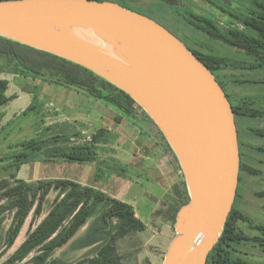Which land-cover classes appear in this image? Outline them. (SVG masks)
Masks as SVG:
<instances>
[{
    "label": "water",
    "instance_id": "water-1",
    "mask_svg": "<svg viewBox=\"0 0 264 264\" xmlns=\"http://www.w3.org/2000/svg\"><path fill=\"white\" fill-rule=\"evenodd\" d=\"M0 35L87 67L153 118L191 197L163 264H207L241 171L234 106L211 68L157 20L111 0H0Z\"/></svg>",
    "mask_w": 264,
    "mask_h": 264
},
{
    "label": "trees",
    "instance_id": "trees-1",
    "mask_svg": "<svg viewBox=\"0 0 264 264\" xmlns=\"http://www.w3.org/2000/svg\"><path fill=\"white\" fill-rule=\"evenodd\" d=\"M111 1L118 2L150 16L167 27L185 42L211 68L216 76L220 70L227 71L233 68L255 69L264 66V0H254L255 7L252 10V14L245 16L243 20L247 25V30L220 28L213 20L195 12H190V17H188V22L190 23V26H187L189 27L188 31L193 33L195 29L201 28V30L217 37L224 44L239 49V55L243 56L246 53L256 59V63L248 66H245L247 62H241L242 59L234 63L233 60L236 58L233 57L236 56L228 51L220 53L216 48L212 49L210 46H202L207 48L205 52L200 49L201 46H197L198 43L196 41L198 40L194 39L195 43L186 41L178 32V29L181 30V27L186 24L178 14V9L175 6L177 2L172 3L168 2V0ZM150 1H160L168 6L166 9L163 8V17L139 7L142 6L143 2L148 3ZM238 63L245 65L241 66ZM0 73L19 76L28 81H37L39 83L38 90L51 86L55 90H58L59 87H66L85 92L89 96L104 100L126 115L133 116V118L137 117L136 111L138 113L140 111L146 113L130 94L87 67L4 35H0ZM217 79L226 90L224 82L218 76ZM9 83L10 81L7 78H0V123L5 115L1 108L13 99V96L7 94ZM227 95L231 100L228 92ZM243 100L238 106H234L236 122L238 116L253 117L264 115L261 111L249 108L246 102L249 100L248 98ZM34 107L35 101L22 112V115L28 114ZM147 117L153 120L151 116ZM48 129L50 130V128ZM107 131L106 129L96 131L90 143L63 147L51 146V142L67 144L69 138L67 136L63 138L64 135L60 133L50 134L47 137L34 136L15 143L12 151L1 156L0 172H3L4 178H0V216L6 211H14L13 222L6 239L8 248L14 245L31 212L35 216H40L48 194L51 191L57 192L48 215L29 231L25 241L2 264H15L18 261H23L31 253H34L29 259L31 264H63L57 257L52 258L50 261H48V258L76 234L79 228L87 221L93 207L99 202H106L109 205L106 214L117 217L120 224L112 241L103 245L96 256L79 260L74 264H121L118 256L116 257L115 238L146 229V224L139 219L132 205L116 199L100 189L92 186H83L68 179L29 183L18 178V171L24 163L36 161L43 154L46 158L60 155L67 160L80 162L93 160V143L105 141L107 139L105 137ZM250 133L264 136V129L250 128ZM239 141L241 168H243L247 165L245 160L248 154L244 152L246 144H243V140L240 139V133ZM186 186V180L182 177V180L175 184L172 189L174 198L172 199L171 209L165 212L163 210L164 207H161L156 211L157 214L161 215L165 213L174 228L180 208L191 200ZM260 195L264 197V191L260 192ZM166 203L167 199L164 200L163 205H166ZM248 219L249 217L236 208L234 203L223 231L208 256L207 264H264V259H248L236 247L237 244L239 245L249 238L239 226L241 220ZM1 220L2 218L0 217ZM260 228L264 233V226H260ZM256 240L261 246H264V238Z\"/></svg>",
    "mask_w": 264,
    "mask_h": 264
},
{
    "label": "rangeland",
    "instance_id": "rangeland-1",
    "mask_svg": "<svg viewBox=\"0 0 264 264\" xmlns=\"http://www.w3.org/2000/svg\"><path fill=\"white\" fill-rule=\"evenodd\" d=\"M213 3L214 5L204 0H178L175 6L178 9L180 18L186 24L181 27V30L178 29V32L186 41L194 42V39L198 40L196 41L198 43L197 46H201L200 49L205 52L207 48L202 46H210L212 49H218L220 53L228 51L236 56L233 57L236 58L235 60L232 59L234 63L241 59V62H247L246 65L243 64L245 66L256 63V59L253 57L248 56L246 53L243 56L239 55V49L224 44L217 37L207 31L201 30V28L195 29L193 33L188 31L189 27L187 26H190L188 22L190 12H195L213 20L220 28L229 30L236 28L241 30L248 29L243 20L245 16L252 14V10L255 7L254 0H230V2L214 0ZM139 7H143L157 16L163 17V8L166 9L168 6L160 1H150L148 3L143 2L142 6ZM103 47L110 50L108 44ZM240 64L243 66L242 63ZM240 64L238 63V65ZM217 76L224 82L233 106H238L242 102L241 100L248 98L249 100L246 102L249 108H254L264 113V66L255 69L233 68L227 71L220 70ZM0 78H7L10 81V89L7 90L8 95L12 96L15 93H20V87L39 93L38 99L37 96L35 97L34 109L26 115H22V112L33 102V97L25 93L20 94L19 98H15L1 108L6 113V116L0 123V158L9 151H12L15 143L34 136L47 137L50 134L55 135L60 133L64 135L63 138L67 136L69 144L72 143V145H76L73 142H80V145L91 142L95 132L93 133L92 130H88L83 123L79 124L71 118L68 119L69 114L66 107L53 104L51 97L57 90L51 86L38 90L39 83L37 81L27 83V79L15 75L0 73ZM45 93L47 94L45 95ZM243 102L245 101L243 100ZM106 104L108 105V103ZM137 116L141 119V122H144V119L146 121L149 119L147 117L149 114L142 111ZM237 122L240 139L243 140V144H246L244 152L248 154V157L245 160L247 165L241 168L240 171L241 178L235 207L249 217L248 220H241L239 222L240 228L243 229L249 238L241 242V244H237L236 247L248 259L263 260L264 246H261L256 239L264 238L263 230L260 228V226H264V197L260 195V192L264 191V136L250 133V128L264 129V115L253 117L238 116ZM157 128L160 129L158 125ZM157 128H155V131H157ZM105 137L107 139L104 142L117 141L108 131ZM109 155L110 153H108V160H106V164L103 163L102 169L104 166L115 167ZM0 178H4L2 171L0 172ZM186 189L190 194L188 185ZM173 196L172 191L166 196V205L161 204L165 212L171 209ZM108 209L109 205L106 202H99L93 207L87 221L65 245L57 250L56 256L60 262L63 264H74L79 260L96 256L103 245L112 241L120 221L115 216H108L106 214ZM162 215L165 216V213ZM0 217L2 218L0 221V264H2L20 246L13 245L9 248L7 247L6 239L9 229L5 239L2 235L8 224H12L14 211H6ZM40 217L35 216L33 213L26 228L28 230L32 229L39 222ZM6 219H8V222ZM146 219H148L146 221L149 224L152 217L148 216ZM5 220L6 222L3 223ZM172 234L174 237L177 234L174 227L172 228ZM168 241L167 237L163 238L162 235L153 233L152 229L148 227L143 231L132 232L126 236L115 238L114 244L117 247L116 257L118 256L121 264H162V262L164 263L166 254L163 255L164 252L160 248L163 246L164 249ZM33 254L31 253L23 261H18L15 264H31L29 259Z\"/></svg>",
    "mask_w": 264,
    "mask_h": 264
},
{
    "label": "crops",
    "instance_id": "crops-1",
    "mask_svg": "<svg viewBox=\"0 0 264 264\" xmlns=\"http://www.w3.org/2000/svg\"><path fill=\"white\" fill-rule=\"evenodd\" d=\"M34 82L27 80V83ZM35 85L37 84L35 83ZM8 89H10V83ZM27 89L20 87V93L13 94L11 101L19 98L23 93L31 95L33 101L36 96L38 99L39 93ZM51 98L56 106L66 107L69 114L68 119L71 118L79 124L83 123L93 133L100 129H106L117 141L94 142V159L86 162L67 160L60 155L46 158L43 154L36 161L24 163L18 171V178L29 183L68 179L83 186L100 189L110 196L132 205L139 219L146 224V228L150 227L153 233L168 238L169 241L165 248L159 247L165 255L174 238L173 225L166 214L163 216L157 214L156 211L161 208V204L171 193L174 185L185 176L179 159L170 143L165 139L163 132L151 119H148V122L145 119L144 122H141L138 116L136 118L128 116L117 108L107 105V102L76 89L59 87ZM135 113L138 114V111ZM5 116L6 113L4 118ZM79 143L73 142L76 145ZM66 145L72 146V143L58 142L55 144V142H51L52 147ZM108 153H110V160L115 164V167L104 166L102 169L103 163L106 164V160H108ZM56 194V191H51L48 194L39 222L50 212ZM32 216L33 213L28 216L14 243L17 247L25 241L31 230H28L26 226ZM148 216H151L153 220L149 224L146 221ZM6 220L8 222V219ZM10 225L11 223L2 234L4 239Z\"/></svg>",
    "mask_w": 264,
    "mask_h": 264
},
{
    "label": "flooded vegetation",
    "instance_id": "flooded-vegetation-1",
    "mask_svg": "<svg viewBox=\"0 0 264 264\" xmlns=\"http://www.w3.org/2000/svg\"><path fill=\"white\" fill-rule=\"evenodd\" d=\"M204 1L208 2L209 4H213L214 5V3H213L214 0H204ZM224 1L230 2V0H224ZM168 2L176 3V2H178V0H168Z\"/></svg>",
    "mask_w": 264,
    "mask_h": 264
},
{
    "label": "bare ground",
    "instance_id": "bare-ground-1",
    "mask_svg": "<svg viewBox=\"0 0 264 264\" xmlns=\"http://www.w3.org/2000/svg\"><path fill=\"white\" fill-rule=\"evenodd\" d=\"M102 44H104V43H102ZM2 49V48H1Z\"/></svg>",
    "mask_w": 264,
    "mask_h": 264
}]
</instances>
